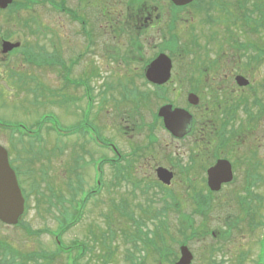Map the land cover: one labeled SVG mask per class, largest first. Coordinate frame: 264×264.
Here are the masks:
<instances>
[{"label": "rangeland", "instance_id": "1", "mask_svg": "<svg viewBox=\"0 0 264 264\" xmlns=\"http://www.w3.org/2000/svg\"><path fill=\"white\" fill-rule=\"evenodd\" d=\"M53 1L58 3L57 0ZM205 1L208 0H198L195 6L186 11L190 13V29L197 37L207 28L201 11L208 9L213 19L214 13H217L215 1ZM64 3L68 10H76L78 6V0H64ZM97 4L95 2L93 10L88 12V15H92L88 21L94 24V44L78 64L75 60L86 53L85 47L88 44L71 16H58L48 2L43 5L39 0H14L13 7L0 11V46L2 41L20 45L10 54H0V126L12 133L17 126L31 132L40 131V125L44 123L43 125L58 127L63 132L57 140L56 132L54 135L52 131L47 132L43 128L39 138L21 139L4 129L0 130V146L8 152L10 165L16 172L21 191L28 196V209L19 219L22 227H7L0 223V242L21 257L31 252L55 250L52 235L55 236L56 231L50 235L44 233L30 236L23 230V225L32 230L54 231L57 228L56 221L62 210L60 212L61 208L54 205L55 196L58 198L57 204L63 198L62 204L69 206L70 213L65 218L66 223L76 222L79 217L77 224L62 235L61 239L68 247L74 240L89 246L90 250L80 258V264H131L125 259L129 252L140 259L138 264H174L179 258L178 244L189 240L187 237L190 232L185 229L192 224L194 227L203 224L210 233L215 234V239L208 236L187 242L188 249L194 255L193 264H255L256 256L259 255L258 241L262 237L258 224L264 222L263 110L253 104L249 106L253 112L248 118L240 111H236L237 114L232 117L229 115L230 126L222 131L225 137L233 135L234 140L226 142L227 146L221 152L218 146L222 145V140L216 138V128L218 120L223 117L220 116L221 112L218 116L215 106L217 101H204L200 98L196 105L190 106L186 94L196 84L180 82L181 76L175 74L168 88L163 91L155 90L144 82L140 71L146 62L152 60L153 52L143 54L144 61L141 65L137 59L139 53L136 44L132 50H128L124 47L126 43H123V57L127 58L128 65L123 68V75L133 78V81L123 84L121 98L122 47L120 35L114 29L118 26V16L123 12V0H98ZM103 10L114 27L105 25L107 18L102 17ZM184 26L188 24H183L182 27ZM213 26L217 28L216 24ZM258 30L261 31L260 35L254 33L249 41L264 51V30ZM181 32L183 33L177 34V47L180 51L174 52V57L177 56L175 60L181 61L182 73H185V68L189 70L190 63L194 67V61H198L197 68L200 69L202 63L221 56L220 48H205L208 51L205 52L198 44L200 39L192 50H185L189 28ZM238 36L240 42L248 40L240 32ZM37 52L40 57L35 55ZM225 52L228 55L231 53ZM52 58L55 63L60 61V64H54L50 61ZM258 61H254L252 91L246 88L247 90L233 93L230 92L232 85H222L223 92L232 93L230 96L233 104H248L250 99L264 104V58ZM259 63L261 65L256 68ZM66 76L70 79L64 81ZM78 78H89L95 98L96 123L101 133L96 126V130L88 125L79 128L82 125L80 112L84 107L85 97L84 88H76ZM227 87L230 91H227ZM157 98H167L176 107L186 108L196 121L195 133L184 140L173 141L162 128L155 127L154 131L149 132L146 127L152 121L149 115L163 102H167ZM206 106L213 112L205 113ZM221 110L224 111V108ZM160 123L158 119L159 127ZM249 124L255 127H249ZM125 128L126 135L123 134ZM148 134L156 136L158 144L148 141ZM104 143L120 154L130 153L136 147H140L142 153L139 152L133 160L130 159L134 164L129 165L125 173L123 166L120 167L122 178H114L112 167L104 165L102 174L105 188L93 196L90 191L99 189L97 185L100 179L97 174L99 162L104 158V152H99L98 149ZM144 146H148V150ZM111 156L113 153L109 152L108 157ZM216 158L226 159L231 163L234 182L220 192L211 193L205 172L214 165ZM158 167L173 174L169 186H164L157 180L155 169ZM40 193L43 198H39L38 203L36 198ZM200 195L208 196L211 205L210 211L205 212V218L192 212ZM86 197H89L87 201ZM137 205L151 209L147 218H143L146 226L143 229L152 232V237H155L156 244L159 245L156 248L166 247L165 243L170 246L168 251L172 255L169 253L166 258L163 257L162 262L158 260L156 250L143 245V242L141 244L139 240L135 245L140 250L136 251L128 238V234L134 232L136 227L124 216L113 213V209L117 212L118 207L120 211L133 213L139 219L143 213ZM164 207H167L166 212L161 211ZM159 213L163 218L156 217ZM179 220L180 227L184 229L181 233L175 226ZM158 221H163L167 227H160L163 229L162 242L159 240L160 236L155 235ZM114 230L115 234L110 238V231ZM102 238L106 240L103 249L100 242ZM177 240L179 243L176 245ZM79 253L80 249L75 251V254ZM109 255L111 257L102 260V256ZM63 261L64 257L55 260L53 264H63ZM31 263L33 264L32 261Z\"/></svg>", "mask_w": 264, "mask_h": 264}, {"label": "flooded vegetation", "instance_id": "2", "mask_svg": "<svg viewBox=\"0 0 264 264\" xmlns=\"http://www.w3.org/2000/svg\"><path fill=\"white\" fill-rule=\"evenodd\" d=\"M97 1L98 0H78V6L76 10H68L65 8L66 5L64 0H57L58 3H55L53 0H39V2H41L43 5H46L48 2L53 12H56L58 16H71L73 22L77 24L78 28L80 29V33L88 45L85 47L87 50L86 53L80 56L81 58H77L75 60V63L77 64L81 59H83L87 52L91 51L90 48L94 44V36L92 34L94 31V24H91L90 21H88V19L92 18V15H88V12L93 10L94 4L95 2L97 4ZM99 1L101 2L102 0ZM208 1H205V3H208ZM212 1H215L216 3L214 8L217 10L215 11L217 13L212 12L215 15L213 19L211 18L212 15L208 9L201 11L203 21L207 28L201 33V35H199V37H197L190 29V13L186 12L192 6H195V4L198 3V0H193L191 3L184 6H177L171 0H123V12L118 16L120 17L117 19L118 26H116L114 31L116 34L120 35V44L122 47V57H120L122 69V76L120 77L121 98H123V84L133 81V78L123 75V68L128 65V62L126 61L127 58L123 57V43H126L124 47L128 50H132L136 44L139 53V57H137V59L140 60L138 61L139 64H143L144 53L153 52L154 54L152 60L146 62L145 66L141 67L140 69L141 77L146 84L151 85L157 91H163L165 88H168L169 84L172 83V79L175 74L177 76H181L180 82H187L189 84L194 82L196 84L195 88H192L187 92V98L189 95H195L198 98V101H200V98H203L204 101L206 99L217 101V105H215L217 107V113L219 116V112H221L220 116L223 117V119L219 121L217 118L218 127L216 128V138L222 140V145L218 146V148L221 152H223L224 147L227 146L226 142L229 140L232 142L234 140L233 135L225 137L224 132L222 131L230 126V117H232L234 114H237L235 113L236 111H240L248 118L253 112V109L250 110L249 106L253 104L254 106L257 105L256 101L254 100L252 102L251 99L248 101V104L244 102H238L237 105L233 104L232 97L230 96L232 93H225L222 91L223 84H230L233 86L231 87V91L229 87L226 88L227 91L230 92L244 91L247 89L252 91V89H254L252 83L254 79L252 78L255 74V44L254 42L249 41V38L255 33L254 13L252 2L250 0H235L234 2H223L222 0ZM198 13L199 12H197V14ZM102 17L107 18V20H105V25L114 27L112 20L105 16L104 10ZM183 24H188V26L182 27ZM213 24H216L217 28H215ZM185 28H189V32L187 34L188 40L186 41L187 47L185 50H192V48L196 46L195 43L197 41H201L202 43L200 42L198 44L201 45V48L204 49L205 52H208L205 48L211 50L220 48L222 51L221 56H217L214 60H207L206 62L202 63L200 69L197 68L198 61H194V67H192L190 63L189 70L185 68V73H182L181 61L175 60L177 56L174 57L176 55L174 52L177 50L180 51L177 47V44L179 43L177 34L180 35L183 33L181 30L185 31ZM77 32L78 29L75 31V34ZM239 32L244 36H247L248 40L240 42L238 36ZM202 44L204 46H202ZM225 51H231L230 55H228ZM161 55H165L171 61L170 78L163 85H155L146 79L145 73L151 62ZM45 57L47 56L45 55ZM223 58L226 60H222ZM50 61H53L54 64H60V61L55 63L53 58L50 59ZM72 64L73 63H71V65ZM179 72H181L182 75ZM94 75L96 76L95 73ZM238 77H243L248 82V85L246 87L239 86L237 83ZM69 79L70 78L68 76L64 77V81ZM75 84L76 88L81 87L82 85H87L83 93L85 102L84 107L80 112L82 119L80 123L82 125H88L89 128L93 127L95 130L96 126L98 127L97 131L101 133L102 131L96 123L95 98L92 93L93 89L90 86L89 78H78L76 79ZM160 99L163 101L167 100V98ZM165 104L171 105L172 108H182L176 107L173 102L167 100V102H163L162 105L157 108V110ZM239 104L241 106H239ZM259 104L261 106V103ZM223 108L224 111L221 110ZM182 109L187 111L186 108ZM212 112L213 110H209V107L206 106L205 113L208 114ZM157 120L158 119H155L152 123H149L146 126L147 130L151 132L152 130H155V127L156 129L162 128L164 133H166V135L174 141L175 139H173L162 127L161 120L159 119L161 122L159 124L160 127L157 124ZM250 126L255 127V125L253 126L252 124H249V127ZM126 131L127 128L124 129L123 134L126 135ZM226 135L229 134L226 132ZM109 146L107 143H104L102 146L103 148L99 149V152H104V158L101 160L103 161L104 165H107L111 162V158L108 157V152L110 150L108 148ZM144 148L148 150L149 147L144 146ZM141 151V148L136 150V152ZM132 160L123 159V166L134 164V161ZM225 187H227V185L222 186L221 189ZM204 264L209 263L206 262ZM213 264L216 263L213 262Z\"/></svg>", "mask_w": 264, "mask_h": 264}, {"label": "trees", "instance_id": "3", "mask_svg": "<svg viewBox=\"0 0 264 264\" xmlns=\"http://www.w3.org/2000/svg\"><path fill=\"white\" fill-rule=\"evenodd\" d=\"M250 1L252 2L253 13H254L255 33H256V35H260L261 31H259L258 29L264 30V0H250ZM13 6H14V4H13ZM260 49H261V51H260ZM262 50H263V48H261V47L259 48L258 46H255V54H256L255 60L256 61H258V60L262 61V59L264 58V51H262ZM256 51H258V53H256ZM29 53L34 54V52H29ZM35 55L36 56L39 55V57H40V54L38 52ZM35 60L37 61V58H35ZM260 61H258V62H260ZM259 65H261V63H259L256 68H258ZM131 96L135 97L136 95L134 96V94H131ZM141 96H142L141 98H144V95H141ZM20 129L21 128L19 126H17L16 128H14L13 132L19 133L20 135H18V136L21 139H23L24 137L30 138V136H28V135H30L28 132L20 133L19 132ZM36 137L37 136H33L32 139H36ZM120 167H122V166L118 165V166H116V168H113L114 175H123V173L120 172V170H121ZM203 196H205V195H203ZM24 197L26 199V210H27L28 209L27 208L28 207V205H27V202H28L27 194H24ZM199 197H198L199 199L196 202L197 203L196 208L194 210H192V212L198 216H201L202 218H205V212H207L210 209L211 205H210L209 201L205 200V198H203L201 200V195ZM39 198L40 199L43 198L42 193L38 194V196L36 198L38 203L40 201ZM53 198L55 201L54 205L56 207H58L59 209L61 208L60 212L62 210V212L60 213L59 219L56 221V223H57L56 227L57 228L54 231L49 230V229L32 230V229L28 228V226L23 225V230L27 234H29L30 236H40L44 233L50 234V233L56 231V235L55 236L52 235V237L55 239V245H56L55 250H52V251L41 250V251H37V252H31V254L23 255L21 257L20 254H17L10 247H8L4 243L0 242V264H21V263L32 264L31 261L33 262V264H53V262L55 260L60 259L62 257H64L63 264H80L79 260L88 250H90L89 246L86 244L85 245L82 244L80 241L74 240L73 242L71 241L72 243L68 247L67 245H65L63 243V241L61 239L62 235L66 234L67 231H69V229H71L78 222L79 217H77L76 222L66 223L65 218H66L67 214L70 213L69 206L65 207V205L62 204L64 201L63 198L59 201L58 204L56 203V200L58 198H56L55 196ZM88 199H89V197H86L85 201H87ZM162 201H164L166 204V201L164 199H162ZM119 206L123 207V205H119ZM167 206H169V205H167ZM37 207H38V205H37ZM137 208H139V210L143 213L139 219L135 218L133 216V213H124L123 211H120V208H118V207H117V212H115L116 209H113L114 210L113 213L120 215V217L124 216L125 218H127L131 222V224H133L134 227H136V230L134 232H131L130 234H128L126 232V235L128 234V238H130L129 242L132 244L133 248L136 251L140 250V248L137 245H135V243L139 240V242L141 244L143 242L144 243L143 245L150 246L154 250H156V252L158 253L157 254L158 260H160L162 262L163 257H165L166 255H168L170 253V251H168V248L170 246H168L167 243H165L166 247L156 248L157 246L159 247V245L156 244L157 241H156L155 237H152V232H150V230H148V229L147 230L143 229V226H145L143 218H147V213L150 212L151 209L149 207L142 208L141 205H137ZM161 211L166 212L167 207H164ZM156 217H162V215L159 213L156 215ZM54 219L56 220V215L54 216ZM158 224L159 225L156 227L155 235H156V237L160 236L159 240L162 242L163 241V237H162L163 229H161L160 227L161 226L163 228H167V227H166V223H164L163 221H158ZM175 226L177 227V229L179 228L178 231L180 233H181V231L184 230L183 228L180 227L181 226L180 220L178 221V224H176ZM16 227H22L21 222L18 223V225ZM59 227H60V229H59ZM185 231L190 232V236L187 237L189 240H194V239L200 240L201 238L204 239L205 237L211 236L208 228H206L205 225H203V224L199 225V227L198 226L194 227L192 224L190 227L186 228ZM121 233L123 235V229L121 230ZM114 234H115V230L110 231V238L112 236H114ZM187 234L188 233H185V235H187ZM105 238L107 239V237H105ZM173 241H174V239L171 237V242H173ZM177 241H176V243H177ZM100 242L102 245L101 248L103 249L105 247L103 245H104V242H106V240L104 241V238H102ZM186 242H187L186 240L182 241L181 244H185ZM79 249H80V253L75 254V251L79 250ZM143 249H144V247H143ZM169 255H172V252ZM109 257H111V256L110 255L108 257L102 256V260L105 261V259L109 258ZM125 259L129 260L131 264H138L140 262V259H137V257L131 252H129L128 256H126ZM19 260L21 261V263ZM142 260H144V259H142Z\"/></svg>", "mask_w": 264, "mask_h": 264}, {"label": "water", "instance_id": "4", "mask_svg": "<svg viewBox=\"0 0 264 264\" xmlns=\"http://www.w3.org/2000/svg\"><path fill=\"white\" fill-rule=\"evenodd\" d=\"M177 6H184L192 0H171ZM12 0H0V10H5L11 5ZM18 43L7 41L1 44L3 55L17 49ZM171 61L164 55L152 62L145 73L146 79L155 85H163L170 78ZM239 86L245 87L248 82L242 77L237 78ZM189 103L195 105L197 97L190 95ZM158 116L163 119L165 128L176 138H183L192 129V117L182 109L172 110L171 106L162 107ZM158 180L164 185H170L172 174L163 168L156 170ZM232 179L231 166L226 161H218L214 167L207 171V185L211 191H218L222 184ZM24 213V199L18 187L14 172L9 167L8 155L4 148L0 147V222L14 226ZM192 255L186 247L180 249V259L176 264H191Z\"/></svg>", "mask_w": 264, "mask_h": 264}]
</instances>
